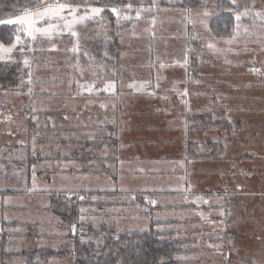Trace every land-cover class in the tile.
Listing matches in <instances>:
<instances>
[{
    "label": "crops",
    "instance_id": "1",
    "mask_svg": "<svg viewBox=\"0 0 264 264\" xmlns=\"http://www.w3.org/2000/svg\"><path fill=\"white\" fill-rule=\"evenodd\" d=\"M188 28L186 35L191 40H184L187 46L184 57L179 51V58L167 63L154 58L139 62L132 59V54L138 56L133 49L128 52L131 56H120L122 44L132 42L129 35L122 34L114 44L117 53L110 60L111 65L107 62L104 64L108 67L99 66L100 62L96 66L90 64L93 67H86L88 72H83L81 64L74 69L73 78L67 75L64 82H67L68 99L79 103L74 112L88 116L83 121L82 133H75L82 135L51 139L50 144L59 146V150L50 151V157L44 158L40 149L32 153L30 160L35 158V167L40 165L39 175H35L38 179L44 172L52 176H60V172L84 175L89 177L82 183L87 190L50 191L41 188L42 182H36L34 200L31 197L22 200L19 197L25 195L21 194L26 192L25 181L19 182V190L0 185V264H73L69 255H53L45 261L34 256L43 249L64 254L72 246L76 227L61 224L51 209V196L59 192L113 194L92 197L94 204L82 210L80 220L93 228L104 225L118 233L156 230L169 234L174 240L192 241L194 249L185 248L187 252L183 256L193 255L195 264H203V258L204 263L210 264L260 263L243 256L232 262V256L240 254L247 240L244 227L251 223V215L245 218L240 210L250 206L252 197L264 198V181L251 186L260 180L255 177L264 180V147L258 142L244 146L250 140L246 126L257 118H243L234 124V115L228 108L222 118L218 112L219 102L233 99L235 95L214 85L213 75L204 71L208 65L209 70L215 68V59L211 58L209 64L207 58L201 59L202 54L192 55L197 50V37L191 27ZM166 29L171 32V27ZM171 35L173 33L156 36L153 32L150 36L153 40L160 37L166 42L158 47L154 41L147 44V49L168 48L165 44L169 45ZM194 60L197 66H189ZM259 62L264 63V56ZM244 64L260 71L257 77H263V82L251 85L254 87L251 91L259 90L258 87L264 86V72H261L264 66ZM110 84L112 87L108 88ZM63 89L58 90L57 95L64 94ZM209 95L214 99L210 102L213 108L208 109L211 120L203 112L208 105L199 104ZM199 113L201 115H197ZM156 115L162 117L158 125L149 120ZM221 121L225 122L219 125ZM208 124L211 129L204 131ZM261 128L263 131L264 121L256 132L264 143ZM153 145L161 149L155 151ZM65 147H69L67 153L63 150ZM241 147L249 149L236 153ZM246 159L252 160L248 167ZM6 161L8 168L11 167V155ZM13 161L23 167L24 161L19 156ZM4 162L5 159L2 167ZM48 163L51 167L42 172ZM91 174L106 177L109 183ZM27 183H31L30 177ZM59 185L71 188L63 180ZM45 186H51L50 180ZM108 219H114L113 223ZM187 226L191 228L183 230ZM208 256L210 261H206Z\"/></svg>",
    "mask_w": 264,
    "mask_h": 264
},
{
    "label": "rangeland",
    "instance_id": "2",
    "mask_svg": "<svg viewBox=\"0 0 264 264\" xmlns=\"http://www.w3.org/2000/svg\"><path fill=\"white\" fill-rule=\"evenodd\" d=\"M100 1L70 0L73 6H79L78 15L91 17L74 25L73 30L77 32L76 36L70 35L64 29L63 21L60 22L59 27L52 33L51 38L38 35L35 40L25 36L22 32L17 33V25L0 24L8 26L11 29V36H2L0 44L4 47L16 44L12 53L4 54L0 57V75L8 78L11 77L14 80L13 82L17 83L16 87H2L0 85L1 186L19 190V182L23 183L25 181L27 187L24 188L26 192L21 193L25 195L19 197L22 200H28L30 197L34 200L35 185L33 187V184L36 182H42L41 188L50 191L51 189L81 192L87 190L82 183H85L88 180L86 178L89 177L67 174V172H60V176H52L44 172L45 168L51 167L50 163L47 164L48 166L44 165L42 168L44 175L38 179V176L36 177L35 175L38 174L37 170H40L38 169L40 165L35 167V158L30 161L29 158L34 155L29 151V148L26 149L28 146L24 144L32 132L30 130H33L34 133L36 132L35 138L40 140L41 143L43 142L42 145L40 143L38 144L40 146L35 147V151H37V148L38 150L41 149L42 156L49 158L50 151H57L60 148L59 146L51 145V139L55 141L68 136L77 138L82 135L75 133H82L83 121L88 119V116L84 117L85 115H82V113L74 112L79 103L78 100L68 99L66 91L67 82H64L66 81L65 78H67V75L73 78L75 75L74 69H78L81 64L83 72H88L86 67H93L90 64L96 66L100 62L99 66L101 65L102 67H108L107 64L111 65L112 62L110 60L116 55L117 47H115L114 52H109V46L113 45V40L116 36L122 34L129 35L127 37H130L132 42L131 44L126 43L124 46L122 44L120 56H131L129 54L131 53V49H133L137 50L135 54L138 55L132 54L134 56L132 59H135V61H148L154 58L167 63L178 59L180 54L184 57V50L187 48L184 40L185 38L191 40V37L186 35V30L190 26L194 31L193 34L197 37V50L194 52L195 54L192 52V55L198 54L197 56H201L202 54L201 59L207 58L209 64L211 58L215 59V68L209 70L208 65L204 67L206 69L204 71H208L213 75L214 85H219L227 93H234L235 95L233 99H228L224 102L221 100L219 102V114L223 118L226 112L225 109H230V113L234 115L232 119L234 124L241 122L240 120L243 118L250 120V118L252 119L256 116L257 121L252 119L250 120L251 123L249 122L246 126V132L250 135V140L246 141L244 146H253L258 142L264 147V143H261L256 135V132L260 131V124L264 121V86L262 84V87H258L259 90L251 91L254 88L251 85L257 86L262 83L263 77H257L260 71L253 70L252 65L249 67V65L244 64L259 65L260 63L261 68L264 66L263 62H259L262 61L264 56V0ZM54 2H57V0H44L46 4ZM59 2H65V0H59ZM129 4L132 5L131 8L127 7ZM195 6L198 7L194 8ZM36 7L27 8V10H33ZM92 8H99L102 11L93 16L91 13ZM106 8H109V10ZM112 9H117L118 11L114 13ZM24 10L26 9H20V11L0 19H14L17 15H22ZM229 14H233L236 17L240 15V20L236 23L232 32L228 35L214 32L210 27L211 22L222 15ZM64 15L66 19L70 20L72 18L67 12ZM132 20L133 23H131ZM52 23H56L55 19ZM130 23L131 25H127ZM169 23L171 24L168 25ZM39 26L46 27L47 24L44 22ZM167 26L171 27V32L167 31ZM174 28H178V31L176 32ZM153 32L156 33V36L173 33L170 42L168 41L169 45L165 44L168 48L147 49V44H153L154 41L156 44L158 43V47H162L163 42H166V39L162 40L160 37L153 40L150 37ZM17 35H20L21 43H16ZM209 44H212L213 47L209 48ZM97 46L101 50H97ZM73 48L76 51H73ZM179 51H181L180 54ZM69 55L70 57H68ZM247 59L249 62L245 61ZM25 60L28 61L27 64H25ZM104 62H107V64H104ZM221 62L227 63V65L222 66ZM160 70L162 71V69ZM262 71L264 72L261 69ZM62 79L64 80L61 81ZM62 87H64V94L61 96L57 95L56 92L62 90ZM202 99V102L199 104L201 107L208 105L203 111L208 117L211 113V108H213L210 102L214 101V99L211 95ZM230 101L231 103H229ZM200 106L197 105V107ZM161 118L156 115L149 120L155 121L158 125L159 121L162 120ZM258 121L261 123H258ZM262 132L264 133V130ZM154 136L156 139L157 136ZM35 140L31 137L30 149L33 148ZM248 147L246 150L250 148ZM68 149L69 147L63 148L66 153L69 151ZM152 149L159 151L161 147L153 145ZM243 150L244 148L242 149L241 147L239 150H236V153L246 151ZM9 155H11L12 163H10L11 167L8 168L6 160ZM15 156H19L20 160L24 161L23 167L14 164L13 160ZM3 159H5V165L2 167ZM246 160V166L248 167L252 160ZM91 175L95 179L101 178L108 182L106 177L104 178L97 174ZM239 176L241 178V175ZM27 177L31 179L30 184L27 183ZM255 179L257 181L260 179L261 181L259 180L255 185L253 183L251 185L253 187L260 185V182L264 181L261 177H255ZM47 180H50V187L45 186ZM62 180L67 183V186H71V188L60 186L59 181ZM251 199L250 206L243 211L240 210L245 218L251 215L249 218L251 223L249 226L247 224L244 227V229L246 228L244 233L247 235V240L242 241L244 247L240 251L239 257L232 256L233 263L235 259H241L242 256L244 259L250 258L256 263L259 261V264H263L261 262L264 261V198L254 196ZM107 221L111 224L114 219H108ZM110 224H108V227ZM189 228L191 227H183V230ZM46 242L47 244L51 243V241H44L43 243ZM189 243L186 249L193 250L194 242L191 241ZM248 254L249 256H247ZM208 257L206 261H210V256ZM183 258L188 261V264H195V257L193 255L189 258ZM203 260V264H210L204 263L205 258Z\"/></svg>",
    "mask_w": 264,
    "mask_h": 264
},
{
    "label": "trees",
    "instance_id": "3",
    "mask_svg": "<svg viewBox=\"0 0 264 264\" xmlns=\"http://www.w3.org/2000/svg\"><path fill=\"white\" fill-rule=\"evenodd\" d=\"M112 5L114 6V4ZM36 6V0H0V18L14 14L20 9ZM196 7L198 6L194 8ZM106 9L109 10V8ZM237 22L236 16L233 14L222 15L218 19H214L210 27L216 33L220 32L221 35H228L232 32ZM131 23H133V20ZM131 23L127 25H131ZM10 31L11 29L8 26L0 25V38L4 35L7 37L11 36ZM117 38L116 36L113 40V45L109 46V52H114V44ZM97 47V50H101L99 46ZM195 62L196 60L193 61V65H195ZM13 81L11 77L0 75V85L2 87H16L17 83ZM210 117L209 115L208 118L210 119ZM224 122H219V125ZM210 125H205L204 131H209L211 129ZM30 131L32 132L27 138L28 142L26 141L24 145L28 146H25L26 149L29 148V151L34 153L35 147L41 141L35 138L36 132ZM31 137L34 140L36 139L33 142L32 149H30ZM110 195L113 194L86 193L77 195L66 192L52 194L51 209L57 215L61 224L76 227V234L71 238L72 246L66 253L55 254L51 250L43 249L36 252L34 256L39 258L38 260L45 261L53 255H69L73 259V264H188L183 255L187 252L185 248L189 243L171 239L169 234L165 232L150 230L148 232L118 233L104 225L93 228L80 220L82 210L94 204L92 197H107ZM28 264H31V262Z\"/></svg>",
    "mask_w": 264,
    "mask_h": 264
},
{
    "label": "snow or ice",
    "instance_id": "4",
    "mask_svg": "<svg viewBox=\"0 0 264 264\" xmlns=\"http://www.w3.org/2000/svg\"><path fill=\"white\" fill-rule=\"evenodd\" d=\"M37 7L33 10H24L22 15H17L14 19H0V24L8 25H17V33H23L25 36L35 40L37 36H47L51 38L52 33L59 27L61 21H63V27L66 29L70 35L76 36L77 32L73 30L74 25L89 19L91 17L87 15H78L79 6H73L70 0H65V2H57L46 4L44 0H36ZM131 8L132 5L127 6ZM102 10L99 8H92L91 13L94 15L99 14ZM115 13L118 10L112 9ZM67 12L72 18L66 19L64 13ZM55 19L56 23H52ZM237 21L240 20V15L236 17ZM46 22L47 26H39L42 23ZM230 42V41H229ZM16 43H21L20 35L16 36ZM16 47V44L11 45L10 47H4L0 44V57L4 54L12 53L13 49ZM209 48H212L213 45L209 44ZM73 51H76L73 48ZM25 64L28 63L27 60L24 61ZM108 88H111L112 85H108ZM90 90V89H89Z\"/></svg>",
    "mask_w": 264,
    "mask_h": 264
}]
</instances>
